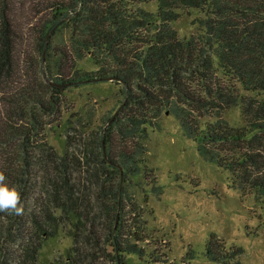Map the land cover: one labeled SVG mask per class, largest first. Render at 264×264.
Returning a JSON list of instances; mask_svg holds the SVG:
<instances>
[{
	"label": "trees",
	"instance_id": "16d2710c",
	"mask_svg": "<svg viewBox=\"0 0 264 264\" xmlns=\"http://www.w3.org/2000/svg\"><path fill=\"white\" fill-rule=\"evenodd\" d=\"M18 1L27 5L0 0V173L24 211L0 213V264H39L60 233L74 242L69 264L153 261L129 188L152 174L144 142L164 114L203 159L264 199V0H156V12L142 7L155 0H45L32 27L38 67L23 65ZM190 10L204 12L205 31L181 38L171 24ZM86 58L96 71L79 67ZM97 85L118 89L117 110L94 130L73 115L81 130L66 133L60 153L49 135L64 125L65 94ZM236 107L241 128L222 117ZM211 245L208 257L223 263Z\"/></svg>",
	"mask_w": 264,
	"mask_h": 264
},
{
	"label": "rangeland",
	"instance_id": "374dc122",
	"mask_svg": "<svg viewBox=\"0 0 264 264\" xmlns=\"http://www.w3.org/2000/svg\"><path fill=\"white\" fill-rule=\"evenodd\" d=\"M44 1L26 0V6L23 1L17 3V16L23 26L24 66L29 59H33V66L40 65L37 34L32 27L41 16L38 11ZM142 7L156 12L157 1ZM205 19L204 12L190 10L171 25L181 38H190L205 31ZM79 67L88 72L98 69L90 58L82 60ZM65 96L64 125L49 135L50 144L60 153L64 151L66 133L79 129L73 115H79L85 126L93 130L104 127L120 99L118 89L110 85L84 86ZM90 115L94 116L93 121H88ZM222 117L234 128L246 125L240 107L224 111ZM144 143L152 174L138 176L131 183L129 194L144 222L145 241L140 246L155 260L146 259L147 263L264 264V199L255 192L244 193L235 186L229 172L203 159L196 143L173 115L164 114L160 128L149 129ZM211 241L214 253L227 254L223 263L208 257ZM73 246V239L60 233L44 244L39 264H69ZM237 250L240 253L234 255ZM128 262L143 264L136 255L128 256Z\"/></svg>",
	"mask_w": 264,
	"mask_h": 264
},
{
	"label": "clouds",
	"instance_id": "9594fccd",
	"mask_svg": "<svg viewBox=\"0 0 264 264\" xmlns=\"http://www.w3.org/2000/svg\"><path fill=\"white\" fill-rule=\"evenodd\" d=\"M24 206L22 191L7 182V177L0 173V213L8 215H22Z\"/></svg>",
	"mask_w": 264,
	"mask_h": 264
},
{
	"label": "water",
	"instance_id": "95a60500",
	"mask_svg": "<svg viewBox=\"0 0 264 264\" xmlns=\"http://www.w3.org/2000/svg\"><path fill=\"white\" fill-rule=\"evenodd\" d=\"M50 37H48V39H49ZM116 115H118V113H116Z\"/></svg>",
	"mask_w": 264,
	"mask_h": 264
}]
</instances>
